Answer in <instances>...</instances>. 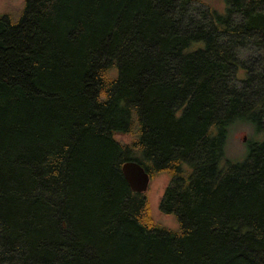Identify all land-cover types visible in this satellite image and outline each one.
Segmentation results:
<instances>
[{"label": "trees", "instance_id": "obj_1", "mask_svg": "<svg viewBox=\"0 0 264 264\" xmlns=\"http://www.w3.org/2000/svg\"><path fill=\"white\" fill-rule=\"evenodd\" d=\"M225 1L0 14V264H264V0ZM238 124L247 157L221 166ZM128 161L169 176L177 230Z\"/></svg>", "mask_w": 264, "mask_h": 264}, {"label": "rangeland", "instance_id": "obj_2", "mask_svg": "<svg viewBox=\"0 0 264 264\" xmlns=\"http://www.w3.org/2000/svg\"><path fill=\"white\" fill-rule=\"evenodd\" d=\"M195 5L201 9H207L208 7L224 13L226 10L225 0H195ZM26 0H0V14L10 13L14 17L19 16L22 10L25 8ZM253 130L247 125L238 124L230 130L229 139L225 145V157L221 163V166H226V161L241 162L244 161L249 152V148L246 145L250 140ZM116 138L122 141H130V136L116 134ZM169 176L167 174H157L151 179L147 196L151 205L152 216L157 223L161 226L170 229L177 230L179 228V221L175 214H167L161 210V200L163 198L166 187L169 184Z\"/></svg>", "mask_w": 264, "mask_h": 264}, {"label": "water", "instance_id": "obj_3", "mask_svg": "<svg viewBox=\"0 0 264 264\" xmlns=\"http://www.w3.org/2000/svg\"><path fill=\"white\" fill-rule=\"evenodd\" d=\"M122 169L134 192L145 193L148 191L151 177L142 165L135 161H128Z\"/></svg>", "mask_w": 264, "mask_h": 264}]
</instances>
